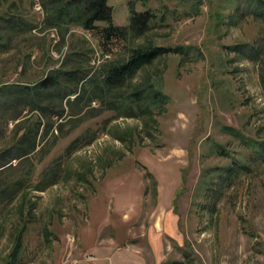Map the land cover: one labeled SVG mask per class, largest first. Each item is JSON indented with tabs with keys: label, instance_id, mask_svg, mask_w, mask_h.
I'll use <instances>...</instances> for the list:
<instances>
[{
	"label": "rangeland",
	"instance_id": "1",
	"mask_svg": "<svg viewBox=\"0 0 264 264\" xmlns=\"http://www.w3.org/2000/svg\"><path fill=\"white\" fill-rule=\"evenodd\" d=\"M51 1L0 0V87L34 85L55 69L99 74L136 47L184 53L125 84L166 102L138 116L97 100L68 116L66 104L38 140L43 150L0 174V264H264L263 18L240 0H107L117 26L129 24V2L154 18L142 34L106 40L103 22L50 24ZM95 51L111 56L95 66ZM14 125H1L0 152ZM53 163L57 181L37 190Z\"/></svg>",
	"mask_w": 264,
	"mask_h": 264
},
{
	"label": "trees",
	"instance_id": "2",
	"mask_svg": "<svg viewBox=\"0 0 264 264\" xmlns=\"http://www.w3.org/2000/svg\"><path fill=\"white\" fill-rule=\"evenodd\" d=\"M43 7L47 9L51 0H43ZM145 1V0H144ZM243 8L250 9L264 20V0H240ZM50 9H52L50 7ZM54 11L50 14V24L64 21L78 24L85 30H94L97 22L105 23L102 36L106 40L119 38L126 41L127 32L133 31L136 35L144 33L154 14L150 10L136 11L133 2H129L130 22L127 26H117L113 23V9L107 0H64L54 4ZM49 13V12H47ZM19 24V19L14 17ZM48 20V19H47ZM249 58H258L260 51L256 47L249 49ZM169 52L184 53L183 48L151 45L148 47L131 48L127 57L121 62L111 63L100 70L99 74L90 75L80 67L69 70H54L34 85L18 84L19 86L3 85L0 95L5 99L0 102L2 115L0 127L9 121L15 123L12 130V143L0 152V174L9 167L22 165L31 160L30 157L38 154L44 147H39L40 137L53 129L51 119L65 118L67 115L64 105L71 108L68 116L79 115L91 102L97 100L99 105H113L118 115L138 116L144 110L156 104L166 102L168 97L151 86L125 90V84L143 67L150 65L158 57ZM9 96V97H6ZM74 99L71 100V97ZM65 101V102H64ZM65 103V104H64ZM27 109L30 113H39L35 121L30 122L22 113ZM62 124L59 123L57 128ZM42 127V129H41ZM41 130V131H40ZM76 140L72 144H76ZM71 144V145H72ZM16 160L17 164L12 165ZM61 164H52L43 175V179L36 185L37 190L55 183ZM5 183V182H4ZM3 183V184H4ZM10 184V183H9ZM7 187L0 185L1 187ZM8 191V193H6ZM1 196L2 201L12 196L15 189L6 190Z\"/></svg>",
	"mask_w": 264,
	"mask_h": 264
},
{
	"label": "built area",
	"instance_id": "3",
	"mask_svg": "<svg viewBox=\"0 0 264 264\" xmlns=\"http://www.w3.org/2000/svg\"><path fill=\"white\" fill-rule=\"evenodd\" d=\"M110 56H111V54L107 51H95L93 53V58L91 60V64L97 66L103 60L109 59Z\"/></svg>",
	"mask_w": 264,
	"mask_h": 264
}]
</instances>
